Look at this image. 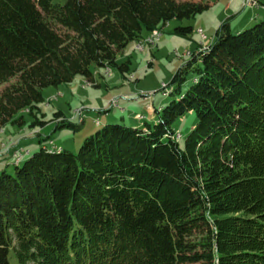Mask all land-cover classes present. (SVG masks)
Segmentation results:
<instances>
[{"label": "trees", "instance_id": "trees-1", "mask_svg": "<svg viewBox=\"0 0 264 264\" xmlns=\"http://www.w3.org/2000/svg\"><path fill=\"white\" fill-rule=\"evenodd\" d=\"M209 8L0 0V131L36 113L45 89L93 82L92 66L125 76L118 57L129 43ZM168 87L154 125L107 123L77 153L42 147L22 166V142L7 151L15 172L0 174V264H264V20L236 32L223 24ZM190 113L182 148L173 124ZM54 117L55 132L78 127Z\"/></svg>", "mask_w": 264, "mask_h": 264}, {"label": "rangeland", "instance_id": "rangeland-1", "mask_svg": "<svg viewBox=\"0 0 264 264\" xmlns=\"http://www.w3.org/2000/svg\"><path fill=\"white\" fill-rule=\"evenodd\" d=\"M178 1L203 2L209 4L210 8L190 20L171 21L158 31L159 35L145 34L143 39L129 43L118 57L120 64L129 63L130 70L125 76L118 70L92 66L91 83L78 76L69 84L45 89L44 102L36 113L31 116L26 111L21 119L6 125L0 131V174L3 170L15 172L14 160L7 156V151L20 141L21 149L29 151L20 162L22 166L26 158L42 147H62L77 153L85 139L107 123L139 128H144L145 124L154 125L159 116L154 110L164 109L173 100V96L168 95L171 91L168 86L194 50H206L216 31L227 22L236 32L264 20V7L254 5V0ZM258 1L264 3V0ZM177 27H191L193 32L189 36H179L174 34ZM199 30L202 32L199 33ZM6 86L7 84L0 85V91ZM188 86L189 83L184 85L182 91ZM57 112H62L78 127L62 128L55 132L56 123L53 120ZM141 115L144 119L138 121ZM38 118L49 123L44 127L37 125L31 128L30 125ZM95 119L99 120L100 126H96ZM195 124V113L187 114L174 122L173 129L181 136H178V143L182 148ZM38 132L42 133V137H36Z\"/></svg>", "mask_w": 264, "mask_h": 264}, {"label": "built area", "instance_id": "built-area-1", "mask_svg": "<svg viewBox=\"0 0 264 264\" xmlns=\"http://www.w3.org/2000/svg\"><path fill=\"white\" fill-rule=\"evenodd\" d=\"M254 5H257V2L254 0L253 2H252ZM202 32V30H200L199 31V33H201ZM163 87H166V85H164ZM116 104V103H115Z\"/></svg>", "mask_w": 264, "mask_h": 264}, {"label": "bare ground", "instance_id": "bare-ground-1", "mask_svg": "<svg viewBox=\"0 0 264 264\" xmlns=\"http://www.w3.org/2000/svg\"><path fill=\"white\" fill-rule=\"evenodd\" d=\"M199 31H200V30H199ZM199 31H198V32H199ZM157 34H158V33H154L153 35H157ZM158 35H159V34H158ZM152 40H153V39H152ZM155 41H156V40H155ZM144 47H145V46H144ZM151 109H152V107H151Z\"/></svg>", "mask_w": 264, "mask_h": 264}, {"label": "crops", "instance_id": "crops-1", "mask_svg": "<svg viewBox=\"0 0 264 264\" xmlns=\"http://www.w3.org/2000/svg\"><path fill=\"white\" fill-rule=\"evenodd\" d=\"M148 108H150V106Z\"/></svg>", "mask_w": 264, "mask_h": 264}]
</instances>
